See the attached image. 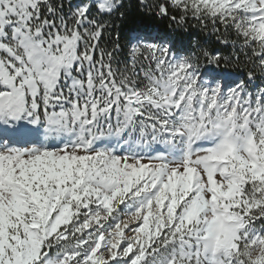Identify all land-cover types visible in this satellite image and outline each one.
<instances>
[{
	"label": "snow or ice",
	"instance_id": "snow-or-ice-1",
	"mask_svg": "<svg viewBox=\"0 0 264 264\" xmlns=\"http://www.w3.org/2000/svg\"><path fill=\"white\" fill-rule=\"evenodd\" d=\"M133 7L0 0V264H264V0Z\"/></svg>",
	"mask_w": 264,
	"mask_h": 264
},
{
	"label": "trees",
	"instance_id": "trees-1",
	"mask_svg": "<svg viewBox=\"0 0 264 264\" xmlns=\"http://www.w3.org/2000/svg\"><path fill=\"white\" fill-rule=\"evenodd\" d=\"M136 0H129V10L131 12V15L129 16L128 18V21L121 25L120 24V21H117V25H119L121 28L123 29H127V28H131L134 26V23L140 19H146V18H141L139 16V14L135 11L133 5L135 4ZM149 23H158V21H148ZM161 27H163V25H161ZM191 34H192V39L193 41L197 40V39H200L201 41L206 39V37L202 36V35H199L198 34V30L196 29H189L188 30ZM224 53L225 54H228L229 50L228 49H223ZM229 71H237V69L235 67H231L229 68Z\"/></svg>",
	"mask_w": 264,
	"mask_h": 264
}]
</instances>
